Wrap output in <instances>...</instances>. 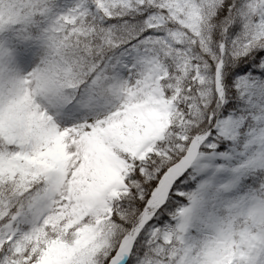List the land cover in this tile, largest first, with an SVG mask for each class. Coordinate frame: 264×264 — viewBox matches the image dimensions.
<instances>
[{"label": "snow or ice", "instance_id": "1", "mask_svg": "<svg viewBox=\"0 0 264 264\" xmlns=\"http://www.w3.org/2000/svg\"><path fill=\"white\" fill-rule=\"evenodd\" d=\"M0 264H264V0H0Z\"/></svg>", "mask_w": 264, "mask_h": 264}]
</instances>
